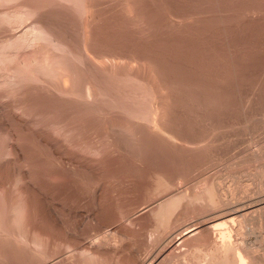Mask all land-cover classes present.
I'll return each instance as SVG.
<instances>
[{"label":"rangeland","instance_id":"obj_1","mask_svg":"<svg viewBox=\"0 0 264 264\" xmlns=\"http://www.w3.org/2000/svg\"><path fill=\"white\" fill-rule=\"evenodd\" d=\"M26 1L39 4L38 13L13 24L0 22V46L27 31L44 11L54 15L64 24L57 34L69 30L66 40L75 56L65 62L73 82L68 94L61 79L34 77L23 67L16 75L21 82L3 84L32 48L20 44L0 56V155L14 144L31 155L0 167V264H149L164 252L160 264H213L222 258L213 235L235 227L245 231L235 238L264 264V206L219 220L222 226L209 237L169 244L171 235L209 222L216 211L264 199V0H86L92 15L78 3L60 10L63 0H15L1 2L0 12L26 8ZM85 31L93 40L88 64L80 59ZM39 52L49 59L59 53L49 45ZM113 77L129 84L112 87ZM131 79L141 80V89ZM88 84L104 89L93 102L84 96ZM153 84L163 100L169 98L163 131L151 129L150 119L135 116L132 107H107L106 100H125L118 97L121 90L139 95L151 92ZM21 183L32 184L33 195L19 194ZM24 203L31 207L30 217L13 222L12 209ZM142 212L137 228L130 221ZM179 213L186 216L176 223ZM19 231L26 236L18 237ZM92 248L98 255L88 253Z\"/></svg>","mask_w":264,"mask_h":264},{"label":"bare ground","instance_id":"obj_2","mask_svg":"<svg viewBox=\"0 0 264 264\" xmlns=\"http://www.w3.org/2000/svg\"><path fill=\"white\" fill-rule=\"evenodd\" d=\"M3 1H11V2H13V1H15V0H0V3L1 2H3ZM23 1V0H22ZM90 1V0H89ZM89 1L87 2L86 0H63V2L61 3V2H59V4H58V7H60V10H62V9H64L65 7H68V5H70V4H74V3H78V5L77 6H79L80 4H81V6H85V8H86V10L88 11V10H90L91 11V5H92V3H89ZM124 1V0H123ZM26 2H29V1H26ZM31 2V1H30ZM29 2V4L27 5V7L26 8H22V9H20L19 8V10L18 9H16L15 10V8L13 9V10H15V11H13V12H8V11H3V12H0V22L1 23H8V24H13L16 20L15 19H18V18H20V17H22V18H24V17H27V16H34V15H36L37 13H38V9H39V4L37 5V4H33V3H30ZM36 2V1H35ZM13 3H15V2H13ZM18 3V2H17ZM49 3V2H48ZM47 3V4H48ZM52 3V2H51ZM95 5H97V4H95ZM45 6H47V5H45ZM57 6V5H56ZM8 7V6H7ZM43 7V6H42ZM47 7H49V6H47ZM58 7H56L55 9H57ZM44 9L46 8V7H43ZM42 8V9H43ZM49 8H54V6L53 7H49ZM5 9V8H4ZM59 9V8H58ZM8 10H10V9H8ZM41 10V9H40ZM46 10H48V9H46ZM70 10V9H69ZM85 10V11H86ZM92 10H93V8H92ZM96 10V9H95ZM100 10V9H99ZM1 11V10H0ZM67 11V10H66ZM89 11V14L90 15H92L91 13H92V11L90 12ZM45 12V11H44ZM43 12V14H40V15H38V16H36V18L35 19H32L33 20V24L32 25H30L31 27L27 30V31H22V34H16V35H14L13 37H11V38H9V39H7V40H4L2 43H1V46H0V56L2 57V53H4V50H6V49H8V48H13V47H16V46H18V45H20V44H24L25 45V47L26 48H32V50L30 51V50H28V53H29V51H30V53H29V56L27 57L28 59H26L22 64H20V65H18L17 67H15L14 68V70H13V78H11L10 80H8V78L6 79V81H4L3 80V84H8V83H13V84H17V83H19V82H21L22 81V79H19V77H18V79H16V75H18V74H21V69H23V67H25V68H29V69H31V74H33L34 75V77H35V75H46V76H51V77H54V76H56L58 79H61L62 81H63V83H64V90H65V92L66 93H68L69 94V92H71V90H72V87H70L69 85H70V83H72L73 82V76L68 72V66H67V63L65 62V59L67 58V57H70V56H75V54H74V52L72 51V49L68 46V41L66 40L67 39V35L69 34V30H67V29H63L62 31H60V33H59V35L57 34V31H56V27L59 25V22H61L60 21V19H57V18H55V17H53L54 15H52V16H50L49 14H46V13H44ZM53 13H55V12H53ZM60 13H61V11H60ZM86 14V13H85ZM95 14V13H94ZM93 14V15H94ZM65 15H67L66 13H64L63 15H61V17H64ZM69 15V14H68ZM137 17V16H136ZM30 18H32V17H30ZM90 18H92V16H90ZM83 19V18H82ZM87 19V18H86ZM70 20V19H69ZM92 20V19H91ZM95 20V19H94ZM94 22V21H93ZM92 22V23H93ZM63 23H65V21L63 22ZM91 23V24H92ZM31 24V23H30ZM62 25V24H61ZM61 25H59V26H61ZM64 25V24H63ZM62 25V26H63ZM71 25V24H70ZM4 27V26H3ZM84 27V26H83ZM87 27V26H86ZM85 27V28H86ZM153 27V26H152ZM92 29V28H91ZM89 31V30H88ZM88 31H85L84 32V34H83V36H84V38H83V40L80 42V47H81V52H80V54H81V58L80 59H84L85 60V63L86 64H88V62H90L89 60H91L92 61V57H91V44H92V42L91 41H93V40H91L90 41V37H89V35H92V34H90ZM225 31V30H224ZM91 32V31H90ZM102 32V31H101ZM21 33V32H20ZM96 33V32H95ZM94 33V34H95ZM93 38V37H92ZM95 38V37H94ZM72 39V38H71ZM101 41V40H100ZM94 42H95V40H94ZM102 42V41H101ZM97 44V43H96ZM45 45H49V46H51L52 48H54L55 50H57L59 53L56 55V56H54L53 58H51V59H49V58H46V57H42L41 55H40V53L41 52H39V49H40V47H43V46H45ZM98 45V44H97ZM121 47V46H120ZM94 48V47H93ZM43 50V49H42ZM27 52V51H26ZM93 52V51H92ZM95 52V51H94ZM226 52V51H225ZM47 53V52H46ZM55 53V52H54ZM2 54V55H1ZM95 55H97L96 53L94 54V56ZM25 56V55H24ZM119 56V55H118ZM125 56V55H124ZM21 57V56H20ZM103 57H106L105 55H103ZM107 58V57H106ZM118 58V57H117ZM1 59V58H0ZM104 59V58H103ZM113 59H116V58H113ZM121 59V58H120ZM117 60V59H116ZM122 60V59H121ZM139 60V59H138ZM102 61V60H101ZM93 62V61H92ZM100 62V61H99ZM115 62V61H114ZM113 62V63H114ZM117 62H115V64H116ZM123 63V62H122ZM112 64V63H111ZM114 64V65H115ZM125 64V63H124ZM103 65V64H102ZM107 65V64H106ZM106 65H103L104 67L106 66ZM71 66H72V64H71ZM109 66V65H108ZM116 66V65H115ZM114 66V67H115ZM89 67H90V65H89ZM98 68V67H96V66H94V65H91V68ZM100 67V66H99ZM129 67H131L130 65H129ZM73 68V67H72ZM87 68H88V66H87ZM108 68V67H107ZM116 68H118L117 66H116ZM143 68V67H142ZM105 69V68H104ZM110 69V68H109ZM121 69H122V67H121ZM126 69V68H125ZM112 70V69H111ZM114 70V69H113ZM120 70V69H119ZM115 71H116V69H115ZM139 70H137V72H138ZM125 72H126V70H125ZM113 73V72H112ZM111 73V74H112ZM127 73V72H126ZM140 73V72H139ZM244 73V72H243ZM130 74V73H129ZM132 74V73H131ZM130 74V75H131ZM23 76H26V75H24V73L22 74ZM134 74H132V76H133ZM139 75H137V77L134 75V77H136V78H139L138 77ZM10 77H12L11 75H10ZM33 76H32V78H34ZM141 77V76H140ZM143 77V76H142ZM145 77V76H144ZM114 78V77H113ZM146 78V77H145ZM148 78V77H147ZM152 78H153V75H152ZM28 79V78H27ZM27 79H26V81H27ZM37 79H41V77H37ZM43 79V78H42ZM130 79V78H129ZM131 80H136L135 82L136 83H138V84H140L138 87H140V89H141V80H137V79H131ZM164 81H166V80H164ZM128 81L127 80H125L123 77H116V78H114V79H112V81H111V85H112V87H115L116 85H118L119 83H127ZM146 82H148V81H146ZM146 82H145V84L144 85H146ZM150 82V81H149ZM226 82V81H225ZM23 83V82H22ZM128 84H129V82H128ZM131 84V83H130ZM134 84V83H133ZM156 84V83H155ZM11 85V84H10ZM120 85V84H119ZM118 85V86H119ZM143 85V84H142ZM144 85H143V87H144ZM160 85V84H159ZM94 85L92 84H88L87 85V87H86V91H85V93H84V96H85V98H86V100L87 101H89V102H93V100L94 99H96L97 97H99V95L101 96V94L104 92V89L103 88H99V89H97V88H95V87H93ZM98 86V85H97ZM131 86H135V87H137V85H130L129 87L131 88ZM152 86H154L155 87V85L153 84ZM14 87H16V86H14ZM42 87V86H41ZM111 87V86H110ZM121 87V86H120ZM124 87V86H123ZM134 87V88H135ZM142 87V88H143ZM158 85L155 87V88H151V92H148L149 90H142V93H140L139 95H138V93H137V95H134V93L135 92H133V91H131L130 89H124L123 91L121 90V92H119L118 93V97L119 96H123L124 98H125V100H123V101H120V99H119V101L117 100V98L116 99H112L111 101H110V99L109 100H106V101H109V103L107 104V107L109 106L110 108L111 107H115V108H117L116 110H118V108H123V109H126V110H130V107H132L133 108V114L135 115V116H142V117H145V118H148V119H150V121L153 123V128L151 127V129H154L155 131H163L166 127V124H165V121H164V119L165 120H167L165 117H167L168 115H167V111L168 110H166L165 109V102L169 99L168 97V99L167 98H164L165 97V95L163 96V98H164V100L165 99H167V100H165V102H164V100L162 99V97L160 96V94H159V90H158ZM165 87V86H164ZM34 88V87H33ZM139 89V88H138ZM143 89H145V88H143ZM160 89H162V88H160ZM4 90V89H3ZM7 90V89H6ZM13 90H16V89H14L13 88ZM18 90V89H17ZM16 90V91H17ZM166 90V89H165ZM82 91V90H81ZM1 92V91H0ZM18 92V91H17ZM84 92V91H83ZM111 92V91H110ZM115 92L116 91H114V94H115ZM118 92V91H117ZM22 94L24 93V92H21ZM20 93V94H21ZM43 93V92H42ZM135 93V94H136ZM2 94V92L0 93V95ZM6 94V93H5ZM117 94V93H116ZM162 94V93H161ZM4 95V93L1 95V96H3ZM15 95V94H14ZM177 95V94H176ZM6 96H8V95H6ZM150 96H152V98L150 97ZM9 97V96H8ZM33 97V96H32ZM190 97V96H189ZM24 98V97H23ZM34 98V97H33ZM181 98V97H180ZM100 99V98H99ZM107 99V98H106ZM171 99V98H170ZM104 100H105V97H104ZM122 100V99H121ZM146 100H148L149 102H148V108L146 107V108H144L147 104H145V102H146ZM174 100V99H173ZM221 100V99H220ZM45 102V101H44ZM13 102H11V104H12ZM32 103V102H31ZM97 103V102H96ZM191 103H193V102H191ZM167 104L169 105V102H167ZM101 105V104H100ZM142 105H145L144 107H142L141 109H139V107H141ZM180 105V104H179ZM3 107V106H2ZM34 107V106H33ZM102 107V106H101ZM106 107V106H105ZM105 107H102V108H104L105 109V111L107 112V110H106V108ZM170 107V106H169ZM47 110V109H46ZM115 110V112L117 113V111ZM122 111V110H121ZM37 112V111H36ZM112 113V112H111ZM111 113H109V110H108V115H111ZM123 113V112H122ZM124 113H126L125 111H124ZM116 117H117V115L116 114H114ZM125 115V114H124ZM112 116V115H111ZM110 116V117H111ZM120 116V115H119ZM122 116V115H121ZM109 117V118H110ZM113 117V116H112ZM170 117V116H169ZM115 118V117H114ZM113 118V119H114ZM140 118V117H139ZM112 119V118H111ZM110 119V120H111ZM116 120V119H115ZM114 120V121H115ZM119 120V119H118ZM87 122H89V119H88V121ZM108 122V121H107ZM127 122V121H126ZM21 123V122H20ZM90 123V125L92 124L91 122H89ZM116 123V122H115ZM111 124V123H110ZM119 124H120V122H119ZM118 123L116 124L117 126H115V127H118V125H119ZM124 123H122V125H123ZM168 124V123H167ZM50 125V124H49ZM83 125V124H82ZM103 125V124H102ZM114 125V124H113ZM113 125H111V126H113ZM128 125V124H127ZM165 125V126H164ZM124 126V125H123ZM125 126H126V124H125ZM129 126V125H128ZM141 126V125H140ZM146 127V126H145ZM164 127V128H163ZM84 128H86V127H84ZM87 128H88V126H87ZM101 128V127H100ZM140 128V127H139ZM89 129V128H88ZM141 129V128H140ZM145 129V128H144ZM75 130V129H74ZM153 130V131H154ZM65 131V130H64ZM81 131V130H80ZM115 131V130H114ZM125 131V130H124ZM154 131V132H155ZM167 131H169V130H167ZM128 132V131H127ZM80 133V132H79ZM177 133V132H176ZM106 134V133H105ZM121 134V133H120ZM161 134V133H160ZM159 134V135H160ZM124 135V134H123ZM154 135V134H153ZM112 137V136H111ZM176 137V136H175ZM43 139V138H42ZM82 139V138H81ZM172 139V138H171ZM57 140V139H56ZM47 141H49V140H47ZM77 141V140H76ZM132 141V140H131ZM44 142H46V141H44ZM52 142V141H51ZM175 142V141H174ZM48 142H46V144H47ZM48 144H50V143H48ZM47 144V145H48ZM52 144V143H51ZM122 144V143H121ZM53 145H54V143H53ZM53 145H50V147L51 146H53ZM57 145V144H56ZM142 145V144H141ZM178 145V144H177ZM41 146V145H40ZM201 146V145H200ZM15 144H14V149L13 150H10L9 149V151H6V152H4L3 154H1L0 155V167H2V166H4V164H7V163H9L10 165H13L12 163H14V162H17V161H19V160H21L20 161V164H21V162H23L22 161V159L24 160L25 158H27V155H28V152L26 153V154H24L21 150H19V148H17V149H15ZM54 147V146H53ZM56 147V146H55ZM130 147V146H129ZM13 148V147H12ZM11 148V149H12ZM52 149V148H51ZM97 149H100V148H97ZM84 150V149H83ZM195 150V149H194ZM56 151V150H55ZM102 151V150H101ZM101 151H99L98 152V154L101 152ZM33 152V151H32ZM58 152V151H57ZM68 152V151H67ZM94 152V151H93ZM41 153V152H40ZM54 153V152H53ZM59 153V152H58ZM35 154V153H34ZM34 154H32V155H34ZM97 154V155H98ZM104 154V153H103ZM100 155V154H99ZM105 155V154H104ZM114 155V154H113ZM29 156V155H28ZM36 156V155H35ZM106 156H108V154L106 155ZM30 158H31V155L29 156ZM34 157V156H33ZM32 157V158H33ZM61 157V156H60ZM64 157V156H63ZM67 157V156H66ZM80 157V156H79ZM97 157H99V156H97ZM123 157V156H122ZM36 158V157H35ZM78 158V157H77ZM102 158V157H101ZM101 158H99V159H101ZM28 159V158H27ZM70 159H71V157H70ZM75 159H76V157H75ZM30 160V159H29ZM32 160H35V159H31V161H30V163H32L33 161ZM65 160H67V159H65ZM77 160H79V158L77 159ZM77 160H75L76 162H77ZM102 160V159H101ZM37 161V160H36ZM48 161V160H47ZM51 161V160H50ZM68 161H69V159H68ZM68 161H65V162H68ZM72 161V160H71ZM80 161V160H79ZM28 162V161H27ZM61 163L60 164H62V166L64 165V166H67L68 164L67 163H62V161H60ZM26 163V162H25ZM29 163V164H30ZM34 163H35V161H34ZM33 163V164H34ZM46 163V162H45ZM79 163H81V162H79ZM199 163V162H198ZM19 164V166H21ZM28 164V163H27ZM28 164V165H29ZM73 164H74V160H73ZM2 165V166H1ZM9 165V166H10ZM31 165V164H30ZM29 165V166H30ZM35 165V164H34ZM40 165V164H39ZM77 165V164H76ZM93 165V164H92ZM95 165V164H94ZM17 166V165H16ZM25 166V165H24ZM32 166V165H31ZM30 166V167H31ZM71 166V165H70ZM70 166H67L68 168L70 167ZM78 166H80V165H78ZM87 166V165H86ZM76 167V166H75ZM73 168V169H76V168ZM89 167V166H88ZM88 167H85V168H88ZM94 167V166H93ZM95 167H97V165L95 166ZM99 167V166H98ZM4 168V167H3ZM3 168H1L0 170L2 171L3 170ZM64 168V167H63ZM79 168V167H78ZM84 169V168H83ZM90 169V168H89ZM93 170H94V168H92ZM177 169V168H176ZM180 169V168H179ZM23 170V169H22ZM25 170V169H24ZM95 170H96V168H95ZM63 171V170H62ZM180 171V170H179ZM88 172V171H87ZM159 172V171H158ZM30 175V174H29ZM181 179V178H180ZM180 183V182H179ZM31 184V183H30ZM198 185V184H197ZM31 186H32V184H31ZM29 184H25V183H21V185H19V190H20V193L19 194H27V195H29L30 196V194H32L33 193V189H32V187H31ZM34 187V186H33ZM197 187V186H196ZM220 187V186H219ZM206 188V187H205ZM204 188V189H205ZM76 189V188H75ZM187 189V188H186ZM198 189H202V187L201 186H199L198 185ZM240 190V189H239ZM22 192V193H21ZM182 193H184V192H182ZM189 193V192H188ZM1 194V193H0ZM205 194V193H204ZM226 194H227V192H226ZM225 194V195H226ZM33 195V194H32ZM31 195V196H32ZM35 195V194H34ZM180 195L181 194H178V195H175V196H173L171 199H169L168 197L167 198H165V199H169V201H173V200H175V199H179L180 198ZM167 196V195H166ZM182 196H183V194H182ZM1 197V196H0ZM23 197V196H22ZM186 197V196H185ZM187 197H188V195H187ZM222 197V196H221ZM161 198V197H160ZM163 198V197H162ZM162 198H161V200H162ZM30 199V198H29ZM31 200V199H30ZM181 200H182V198H181ZM156 201V200H155ZM163 201V200H162ZM161 201V202H162ZM168 201V202H169ZM186 201V200H185ZM212 201V200H211ZM1 202V201H0ZM156 202H158V201H156ZM224 202V201H223ZM228 202H229V200H228ZM159 203H160V201H159ZM163 203H165V202H163ZM195 203V202H194ZM225 203H227V200H226V202ZM233 203V202H232ZM2 205L4 206V204H3V200H2ZM2 205L0 204V214H1V211H2ZM32 205V204H31ZM30 205V206H31ZM150 205V204H149ZM180 205V204H179ZM233 205V204H232ZM224 206V205H223ZM261 206H264V199H262V200H259V201H254V202H252L251 201V203L249 202V203H245V204H240V205H238L237 207H235V208H225V209H222V210H220V211H216V213L210 218L211 220L209 221V222H205L204 224L203 223H201V224H199V225H194V226H188V227H186L184 230L185 231H183V232H180V233H178L176 236H174V235H171V237H170V239L171 240H169V244H170V242H179L180 240H181V243L179 244V245H181L182 243H183V245L185 244V243H191L192 241H194V240H199V239H202V238H205L206 236H210V231L211 230H214V228H217V227H219V226H222V224L223 223H221V222H219V220H223V219H231L232 220V218L234 217V216H239V215H244L245 213H247V212H249L250 210H252V211H254L255 212V209H257V208H259L260 209V207ZM11 207V206H10ZM147 207V206H146ZM172 207V206H171ZM31 208V207H30ZM29 204H21V205H19V206H16L14 209H12V214L10 215V218H12V221L14 222V220H23V219H25V218H29L30 217V215H29ZM3 209H4V207H3ZM153 209V208H152ZM155 209V208H154ZM148 210V209H147ZM146 210V211H147ZM150 210V209H149ZM168 210V209H167ZM219 210V209H218ZM258 210V209H257ZM264 210V209H263ZM262 210V211H263ZM152 211V210H151ZM182 211V210H181ZM251 211V212H252ZM3 212H4V210H3ZM6 212V211H5ZM148 212V211H147ZM202 212V211H201ZM205 212V211H204ZM257 212V211H256ZM137 213V212H136ZM143 213V212H142ZM146 213V212H145ZM145 213H143V214H141V215H138V216H136L135 218H133L130 222L131 223H133V224H135V225H138L137 226V228L141 225L140 223H139V221L138 220H140V218L142 217V216H144L145 215ZM153 213V212H152ZM184 213H185V211H184ZM5 214V213H4ZM31 214V213H30ZM181 213H179V215H177L178 217H176V219H175V222L177 223L178 221H181L183 218H185V214H181ZM255 214V213H254ZM8 215V214H7ZM47 215V214H46ZM147 215V214H146ZM189 215V214H188ZM255 216V215H254ZM261 216H263V215H261ZM260 216V217H261ZM256 217V216H255ZM235 218V217H234ZM8 219V218H7ZM258 219V218H257ZM264 219V218H263ZM11 220V219H10ZM16 220V221H17ZM204 220H206V219H204ZM209 220V219H208ZM11 221V222H12ZM207 221V220H206ZM263 221V220H262ZM29 222H30V220H29ZM174 222V223H175ZM223 222V221H222ZM31 223V222H30ZM240 223V222H239ZM257 223V222H256ZM140 224V225H139ZM242 224V223H241ZM135 225H133V226H135ZM219 225V226H218ZM132 226V227H133ZM217 226V227H216ZM239 226V225H238ZM29 227V226H28ZM240 227H244L243 225H240ZM2 228V227H1ZM17 228V227H16ZM236 229H235V231L237 232L236 234L233 232V229L231 230V229H225V231H220L221 233L220 234H218V236H215L214 237V235H213V240H214V245H215V250H216V252L218 251H220L221 253H222V258L221 259H219V261H216V263L217 264H259L260 262H259V260L257 261L256 260V258H254L256 255L254 254V256L253 255H251L252 253L246 248V246L244 245V241L241 239V237L240 238H235V236H239V235H241V234H245V231L244 230H237L239 227H235ZM251 228H252V226H251ZM251 228H249V229H251ZM147 229V228H146ZM174 229V228H173ZM240 229V228H239ZM244 229V228H243ZM253 229V228H252ZM251 229V230H252ZM1 230V229H0ZM121 231V230H120ZM119 231V233L121 234V235H123V236H128L129 234L128 233H125L124 231H122V232H120ZM171 231V230H170ZM249 231V230H248ZM168 233V232H167ZM209 233V234H208ZM176 234V233H175ZM247 234V233H246ZM4 235H5V233H4ZM10 235V234H9ZM17 235H18V237H20V238H24L26 235L25 234H22V232H20L19 231V233H17ZM25 235V236H24ZM164 235V234H163ZM211 235H212V233H211ZM1 236H2V234H1ZM8 236V234H6V237ZM11 236V235H10ZM208 236V237H209ZM219 236H221V238L219 237ZM237 236V237H238ZM14 237V236H13ZM12 237V238H13ZM164 238H167L168 236H163ZM162 237V241H164L163 238ZM212 237V236H211ZM216 237H218L221 241H219ZM10 238V237H9ZM11 238V239H12ZM121 238V237H120ZM246 238V237H245ZM7 240H9V239H7ZM30 240V238L27 240V241H29ZM31 240H32V238H31ZM155 240V239H154ZM160 240V239H159ZM69 241V240H68ZM119 241V240H118ZM203 241H204V239H203ZM13 242V241H12ZM17 242V241H16ZM39 242H41V241H39ZM39 242L37 241V243H38V245H39V247H38V249H39V251H40V249H41V247H40V244H39ZM211 242H212V239H211ZM261 242V241H260ZM19 243H20V241H19ZM60 243V242H59ZM199 243V242H198ZM208 243V242H207ZM61 244V243H60ZM165 245H166V243H164ZM169 244H167V245H169ZM19 245V244H18ZM110 245V244H109ZM158 245V244H157ZM178 245V244H177ZM195 245V244H194ZM250 245V244H249ZM80 246V245H79ZM104 246V245H103ZM107 246V245H106ZM126 246V245H125ZM65 247V246H64ZM66 247L67 248H70L71 247V245L68 243L67 245H66ZM113 247V246H112ZM168 247V246H167ZM204 247V246H203ZM206 247V246H205ZM251 247V246H250ZM249 247V248H250ZM253 247V246H252ZM15 248V247H14ZM46 248H48V247H46ZM66 248V249H67ZM109 248H111V246L109 247ZM114 248V247H113ZM175 248V247H174ZM198 248V247H197ZM256 248V247H255ZM17 249V248H16ZM42 249H44V248H42ZM193 249V248H192ZM11 250V249H10ZM27 250H29L28 248H27ZM36 250V249H35ZM94 250H95V252H94ZM116 250V249H115ZM211 250V249H210ZM227 250H231V251H233V255L232 256H228L227 254H226V251ZM61 251V250H60ZM67 251V250H66ZM97 249H89L88 250V253L90 254V255H96L97 254ZM161 251H163V250H161ZM166 251V250H165ZM8 252V251H7ZM164 252V251H163ZM189 252V251H188ZM16 253V252H15ZM161 253V252H160ZM165 253V252H164ZM164 253H162V254H160V255H158V257H154V258H152L151 260H150V262H149V264H160L161 263V261L162 260H164L165 259V257L166 256H164ZM229 254V253H228ZM98 255V254H97ZM115 255V254H114ZM147 255V254H146ZM157 255V254H156ZM165 255H166V253H165ZM168 255H170L169 253H168ZM216 255V254H215ZM28 256V255H27ZM69 256V255H68ZM148 256V255H147ZM213 256V255H212ZM91 257V256H90ZM94 257V256H93ZM68 258H70V257H68ZM68 258H66V259H68ZM27 259V258H26ZM94 259V258H93ZM135 259V258H134ZM39 260V259H38ZM140 260V259H139ZM149 260V259H148ZM69 261V260H68ZM133 261V260H132ZM134 261H136V259L134 260ZM210 261V260H209ZM33 262V261H32ZM57 262V261H56ZM66 262H67V260H66ZM137 262V261H136ZM136 262H135V264H136ZM143 262V260L141 261H139V262H137V264H144V263H142ZM146 262H147V260H146ZM166 262H167V260H166ZM57 263H59V262H57ZM69 263V262H68ZM213 263V262H212ZM216 263H213V264H216ZM26 264V263H25ZM54 264H56L55 263V261H54ZM193 264V263H192ZM199 264V263H198Z\"/></svg>","mask_w":264,"mask_h":264}]
</instances>
